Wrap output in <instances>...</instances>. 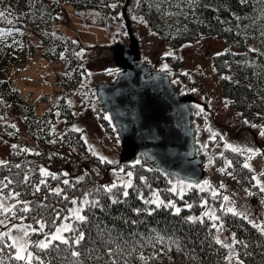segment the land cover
Here are the masks:
<instances>
[{"label": "trees", "instance_id": "obj_1", "mask_svg": "<svg viewBox=\"0 0 264 264\" xmlns=\"http://www.w3.org/2000/svg\"><path fill=\"white\" fill-rule=\"evenodd\" d=\"M66 2L75 8L119 9L116 0ZM64 8L65 2L61 0H0V11H5L7 16V19L0 18V31L11 33L0 36V114L11 107L23 116L27 123L24 128L26 133L41 146L29 145L19 138L15 128L10 130L12 145L19 147L11 149L10 159L5 160L8 166L0 167V179L8 177L14 181L4 191H19L20 200L31 202L33 211L17 212V217L31 221L36 228L39 225L36 221L43 219L47 222L44 229L55 227L58 222L56 212H60L64 204H72L71 199L75 196L88 191L93 194L89 200H100V207L89 209L87 205L83 206L82 215L88 218L86 224L74 220L72 227L80 228L85 233L81 245H59L49 255L35 251L45 264H234L229 259L228 248L223 246L225 243H216L213 221L197 216L202 209L204 192L185 189L183 199H180L170 191L172 187L168 183V174L154 166L150 158L139 154L136 160L139 159L141 165H135L136 160L132 164L135 165L137 179L144 176L146 182L139 180V183H133L134 188L128 189L129 196H121L120 203L112 204L107 195L96 192L103 184L95 181L90 167L83 168L85 159L104 163L100 162L98 155L91 154L82 132L72 131L74 126L58 128L59 118L65 120L73 113L65 92L54 99L52 96L45 97L48 105L41 110L29 101L14 77L4 73V68L8 66L25 63L26 38L29 36L34 45L41 47L42 55L63 65L64 69L55 74L56 86L79 87L80 78L88 72L87 63L81 55L82 42L60 26H53ZM131 10L144 17L170 45L191 40L203 33L223 37L226 46L213 54L214 69L222 91L249 122L264 123V0H126L122 7L124 15L130 14L127 12ZM6 124L9 126L13 122L7 121ZM106 126L110 127L108 122ZM52 140L56 142L50 143ZM24 148L31 151L24 152L21 150ZM228 151L231 152L228 155L234 159L233 171L240 181L247 187L255 188V181L251 179L254 171L243 168L244 157L236 159L238 153L231 150L225 152ZM223 152L220 156H223ZM15 165L21 167L16 168ZM40 167L58 175L57 180L47 178L48 184L51 188L59 184L66 195L70 192L68 200L50 194L43 187L40 193L32 195L33 188L15 183L22 181L25 173L30 175L33 183L39 181L43 178L39 174ZM149 168L153 171H147ZM80 177L83 179L78 180ZM64 179H68L72 186L64 185ZM155 188L160 200L165 204L169 201L176 203L181 212L175 214L172 208L145 204L140 197L147 199L145 194ZM187 204H191L192 208H187ZM43 205L48 207L44 208ZM20 207L22 205L17 204V208ZM189 216L202 217L204 223L188 221ZM223 217L236 240L243 242V245L236 243L240 258L246 264H264V234L248 220L231 214H223ZM38 233L30 243L32 251L33 244L38 242L35 239L39 237ZM65 233L67 237L73 236V233ZM33 235L30 232L29 236ZM5 243L11 241L6 239ZM72 251L81 254L74 257ZM5 253H0L4 256L5 264H25L24 261L8 260L9 256L14 255L13 248H6ZM32 264L37 262L33 261Z\"/></svg>", "mask_w": 264, "mask_h": 264}, {"label": "rangeland", "instance_id": "obj_2", "mask_svg": "<svg viewBox=\"0 0 264 264\" xmlns=\"http://www.w3.org/2000/svg\"><path fill=\"white\" fill-rule=\"evenodd\" d=\"M61 1L65 2V8L61 11L60 19L53 22V26H60L65 32L79 37L82 42L81 55L88 65V72L80 78L79 87L73 89L70 85L64 84L56 86L55 74L58 70L64 69L63 65L42 55L40 46L33 45L35 50L33 54V50L30 49L28 43L25 63L8 66L4 68V73L11 74L29 101L41 110L48 105L45 97L50 98L52 96V99H54L56 95L65 92L67 100L72 105L73 113L65 120L59 118L60 127L58 128L63 129L74 126L81 129L89 148L95 150L98 156H104L107 160L114 162L112 164H100L85 159L83 168L90 167L92 177L97 183L103 185H111L113 182L119 184L120 178L127 180L128 177L124 176L123 173H119L120 168H123L125 172L132 171L134 173L133 183L140 182L136 177L134 164L119 162L121 149L119 136L116 130L113 131V119L112 124H109L110 127L106 126L108 121L106 122L103 116L110 114L98 100L95 91L97 81L102 79L112 80L117 74L116 70H119L110 45L117 40L129 41L125 19V16H128L134 32L138 36L142 57L146 58L156 68L163 69L164 65H167L168 68L165 71L170 74L174 86L181 92L195 89L196 91L192 92L198 97V100L192 104L193 118L197 127L198 152L206 155L205 166L208 173L203 179L196 182L168 173V183L171 187L176 185L178 190L184 191L187 188L178 184L181 180L194 185L199 183L203 187H207L204 185V181H208V184L217 189L221 195H228L238 211H247L249 219L264 225V202H262L264 201V194L259 193L257 188L247 187L240 181L233 171L235 167L234 159L228 155L231 152H225L231 150L227 145L239 148L244 154L238 153L239 157L235 154L233 156H237L236 159L239 160L240 157H245V161L250 164L254 175L264 181V176L260 175L264 173V155H252V158L248 159L251 154L246 152V149L252 148L264 154V136L260 134L261 131H264V123L259 121L249 122L233 105V102L223 95L219 77L213 67V54L226 46L225 39L212 33H203L191 40L170 45L135 10H131L127 12L130 14L124 15L122 7L126 0H116V4L119 5H117L118 11L94 7L75 8L66 0ZM109 70H112L111 75ZM27 73H32L36 77L27 75L24 78ZM185 73H188V75H185ZM0 74H2L1 71ZM37 76L41 77L40 81ZM197 105L203 107L205 111L198 114L199 108ZM0 117H2L0 119V160L5 161L11 157L13 140L9 132L13 128L11 125L6 124L7 121H11L16 125L15 129L18 131L19 138H22L24 142L32 146H40L26 133L24 128L27 123L24 117L13 111L11 107L7 109V112L0 114ZM245 121L249 123H245ZM252 125H256V127ZM213 133H216L217 136L215 139H210ZM204 145H207V148ZM223 149V156H220V151H223ZM210 160L211 163H209ZM228 160H231L233 165L227 169L228 172L232 173L231 176L221 173L219 170L227 167L226 162ZM114 169L117 171L114 172ZM221 184L224 185L222 189L220 188ZM246 190H251L255 195H247ZM85 193L89 192L86 191ZM154 193L159 196L156 188L150 189L145 195L148 196L147 199L154 200L156 199ZM84 194L74 197L77 200L76 205H63L64 207L59 212L60 219H57L58 222L55 227L62 226L65 223H70L73 226L74 218L65 221L63 217H72L70 209L84 206L82 205ZM4 195L7 196L6 191H4ZM204 200L208 201V205H202V209L197 216L205 217L204 213L209 208L219 209L220 200H213L210 191L204 192ZM6 203L12 204L14 200L9 199ZM176 206L178 205L176 204ZM216 214L221 217V220L213 221V223L218 225L223 223L222 230L218 231L215 228L217 238L225 244L232 245V249L228 248V255L230 256V253L233 250L235 251V255L231 258L234 264H239L240 261L246 264L237 253L236 243H233L236 238L224 220V213L218 210ZM9 219L0 215V220H4L6 224L9 223ZM11 225H17L18 228H11ZM28 225L36 228L29 220L12 218L9 229L14 236H22L21 230L27 228ZM55 227L43 229V232L38 233L39 237H35V239L37 241L45 239L44 234L55 231ZM37 228H39V225ZM9 229L0 227V231ZM30 232L31 230H29V234ZM33 234V237L24 238L27 241L29 251H32L30 243L36 236V233ZM63 235L66 236V233L64 232Z\"/></svg>", "mask_w": 264, "mask_h": 264}, {"label": "water", "instance_id": "obj_3", "mask_svg": "<svg viewBox=\"0 0 264 264\" xmlns=\"http://www.w3.org/2000/svg\"><path fill=\"white\" fill-rule=\"evenodd\" d=\"M130 41L111 44L121 67L113 81L100 80L96 93L110 111L121 139L120 161L138 152L154 165L182 178L198 181L207 174L205 156L197 153L192 92L176 90L170 75L141 56V47L126 17Z\"/></svg>", "mask_w": 264, "mask_h": 264}, {"label": "snow or ice", "instance_id": "obj_4", "mask_svg": "<svg viewBox=\"0 0 264 264\" xmlns=\"http://www.w3.org/2000/svg\"><path fill=\"white\" fill-rule=\"evenodd\" d=\"M242 2H246V0H242ZM113 7H115V5H113ZM0 18L3 19H7V16L5 14V11H0ZM9 23H11V21H9ZM11 35V33H4L3 31H0V36L3 35ZM168 68L167 65H164V68L161 69L166 70ZM117 72L119 70H116ZM109 74H112V70H109ZM185 75H188V73H185ZM225 79H227V77H224ZM192 91H196L195 89H192ZM2 102V101H0ZM197 107L199 108V113H203L205 110L203 107L197 105ZM0 119H2V117H0ZM103 119L108 121L109 124H112V117L110 115L105 114L103 116ZM245 123H249L248 121H245ZM253 127H256V125H252ZM12 128H16L15 124L11 125ZM72 131L75 132H81L82 130L76 127H73ZM113 131H115V127L113 126ZM261 136H264V131H261ZM217 136L216 133H213L212 136L210 137V139H215ZM83 139V137H82ZM55 140L50 141V143H55ZM85 143H87V141L85 140ZM18 145H12V148H18ZM205 148H207V145H204ZM227 147L231 148L232 152H237L240 153L241 155H243L244 153L241 152V150L239 148L236 147H232L231 145H227ZM24 152H30L31 150L24 148L21 149ZM89 151H91V154L93 156H97L98 154L95 152V150L89 148ZM246 152L251 154L248 156V159L252 158V155H257V154H261L264 155L262 153H259L258 150H254L252 148H248L246 149ZM37 155H39V153H36ZM222 155V154H221ZM101 163H107V164H112L114 163L111 160H107L104 156H99L98 157ZM209 163H211V160L209 161ZM227 167L226 168H221L219 169L221 171V173L227 174V175H232L231 172H228L227 169L231 168L232 165V161L228 160L227 162ZM135 165H141V161L138 159L135 161ZM134 165V166H135ZM8 166V162L4 161V160H0V167H7ZM16 168H20V165H15ZM243 168L248 169L249 171H252L253 169L251 168L250 164L245 162L243 164ZM114 172L117 170H113ZM119 173H123L124 176L128 177L127 180H124L123 178H120V183L117 184L116 182H113L111 185H102L99 189H96L97 193H103L105 195H107L112 204H118L121 202L120 197H124L127 198L129 196V191L128 189H132L134 188V184H133V176L134 173L132 171H127L125 172V170L123 168H120ZM147 171L151 172L153 171V169L149 168L147 169ZM39 174L41 175V177H43L42 179H40L39 181L33 183L32 179L30 178V175L28 173H25L23 175V179L22 181H16L15 183L17 184H23L25 187H31L34 189V191L32 192V195H36L38 193L41 192L42 187L47 189L49 191L50 194H53L55 196L61 197L64 200H68L69 197L64 193V190L62 188L56 187V188H51L48 184V180L47 178H51L52 180H57L59 177L57 174L51 173L50 171H48L46 168L44 167H40L39 168ZM19 175V174H17ZM63 175H68L67 173H64ZM261 176H264V173L260 174ZM83 177L78 178V180H82ZM138 179L142 182H146V177L144 176H139ZM251 179L253 181H255V184L253 185V187L258 189V192L261 194H264V181H262L261 179H259L257 176L253 175L251 177ZM14 181L13 179H10L8 177H4L3 179H0V215L4 216L5 218H18L17 217V212H24V213H29L33 211V208L30 207L31 202L29 201H23L20 200L19 197L21 196V193L19 191H9L7 193V196L4 195V189H8L11 185H13ZM62 183L64 185H68V186H72L70 184V181L68 179H64L62 181ZM179 185L186 187L187 189H199L200 192H205V191H210L211 197L213 200H220V206H219V211L224 213L225 215L227 214H231L234 217H240L244 220H248V222L250 224H252V226L254 228H256L259 232H261L262 234H264V225L256 223L254 220L249 219V214L247 213V211H238L234 206V202L230 200V197L228 195H221V193L217 190L212 188L211 185L208 184V181H204V185H206L207 187H203L201 186L199 183L197 184H191V183H186L185 181H179L178 182ZM220 188H224V185L221 184ZM115 190V191H114ZM170 191H172L173 193H175L177 196H179L180 199H183L184 196V192L183 190H178L177 186L174 185ZM246 194L249 196H253L255 195V193H253L251 190H246ZM93 195L92 193H85L84 194V198L82 201V205H87L89 209L91 208H97L100 207V200L98 199H92L89 200V196ZM156 199L154 200H148V199H144L142 196L140 197L141 199L144 200L145 204H155L157 208L164 206V207H168V208H172L175 211V214H179L181 212V208L177 207L175 203L169 201L167 204H165L164 201L159 199L158 194L154 193L153 194ZM14 200L15 203L12 204H7L6 201L7 200ZM46 199V197H45ZM264 202V201H262ZM71 203L73 205L77 204V200L75 198L71 199ZM17 204H21L22 207L17 208ZM203 206H207L208 205V201L204 200L202 202ZM41 205H37V207H40ZM44 208H47L48 205H43ZM187 208L191 209L192 205L191 204H187L186 205ZM217 209H213V208H209L208 211H206L204 213V216L207 217L209 220L212 221H220L221 217L219 215H217ZM72 213V217L69 216H64L63 219L65 221L70 220L71 218H74L78 223L80 224H86L88 222V218L85 215H82L81 213L84 211L83 206L80 207H76L73 209L69 210ZM137 213L140 212L139 209L136 210ZM55 219H60V214L59 211L56 212V217ZM188 221H191L193 223L199 221L200 223H204V219L198 218V217H193V216H189L187 218ZM37 224H39V228H32L31 225H28L27 228L21 230L22 231V236H14L12 234V231L9 229V225L11 224V219H9V223L6 224L4 220H0V227H3L5 229H9L7 231H3L0 232V253H5V249L6 248H13L15 249L14 255L9 256L8 260L9 261H24L25 264H32L33 261H36L37 264H45L44 260L41 259L40 255L38 254V252H36L35 250H39L45 253V255H49L51 251H55L59 248V245H66V246H72V245H81V243L85 240V233L83 232L82 229L80 228H73L72 225L70 223H65L62 226H56L55 227V231H50L49 233H45V239L39 240L38 242H35L33 244V249L34 251H29L28 250V244L27 241L24 239L26 237L29 236V230H31V232L33 233H37L43 232V229L47 226V222H45L43 219L41 220H37L36 221ZM213 228H216L218 231L223 229V223H220L219 225L217 223H213L212 224ZM11 228H18L17 225H11ZM64 232H68V233H73L72 237H67L64 236L63 233ZM9 240L11 241V243H5V240ZM54 242H59V244H56ZM216 243L220 244L221 241L219 238H217ZM233 243H238L243 245L242 241H238V240H233ZM226 248H230L232 249V245L231 244H225L223 245ZM80 252L79 251H72L71 255L74 257H79L80 256ZM235 255V251L233 250L232 253H230L229 259L231 260L232 256ZM0 264H5V260H4V256L0 255ZM239 264H243V261H240Z\"/></svg>", "mask_w": 264, "mask_h": 264}, {"label": "bare ground", "instance_id": "obj_5", "mask_svg": "<svg viewBox=\"0 0 264 264\" xmlns=\"http://www.w3.org/2000/svg\"><path fill=\"white\" fill-rule=\"evenodd\" d=\"M211 42V41H210ZM208 45H209V43H208Z\"/></svg>", "mask_w": 264, "mask_h": 264}]
</instances>
